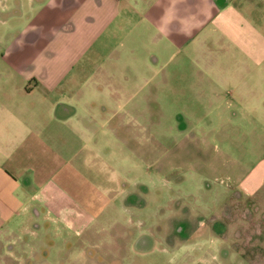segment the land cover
I'll return each mask as SVG.
<instances>
[{
  "label": "crops",
  "instance_id": "crops-1",
  "mask_svg": "<svg viewBox=\"0 0 264 264\" xmlns=\"http://www.w3.org/2000/svg\"><path fill=\"white\" fill-rule=\"evenodd\" d=\"M171 58L184 68H154ZM162 92L168 107L158 104ZM60 140H67V154ZM189 140L207 153L195 168L173 161L187 155ZM144 155L149 167L170 162L169 172L207 171L214 182L224 174L221 186L205 183L212 202L221 187L246 197L264 191V0H4L0 264H14L4 237L29 208L47 206L42 215L88 236L106 205L124 206L119 183L75 181L72 174L91 166L87 158L112 157L104 166L126 160L134 172ZM205 220L195 246L183 240L184 251L197 252L196 264H264L247 259L235 238ZM205 233L212 244L204 245ZM53 250V264L93 263L83 248L69 259ZM189 254L186 263L194 264Z\"/></svg>",
  "mask_w": 264,
  "mask_h": 264
},
{
  "label": "rangeland",
  "instance_id": "rangeland-1",
  "mask_svg": "<svg viewBox=\"0 0 264 264\" xmlns=\"http://www.w3.org/2000/svg\"><path fill=\"white\" fill-rule=\"evenodd\" d=\"M0 5H4V0H0ZM181 67L184 68L183 62L175 58L167 60L166 65L161 59L154 66L170 71ZM165 95L164 92L158 94L160 107H168ZM141 137L140 150L143 151L147 147L144 142L147 141ZM159 144L158 150L161 147L163 149L165 143ZM67 145V140H60L61 154H67ZM174 149L179 152L182 148L176 146ZM186 149L185 157L174 158L173 161L187 164L189 160L195 168L197 159L206 152L200 149L199 141L195 140H189ZM144 156L138 170L134 172L126 160L120 166H104L103 162L112 157L102 156V159L87 158L91 166L86 171L80 169V174L71 173L78 184L92 181L97 186L101 185V181L105 186H117L119 183L120 192L123 191L126 196L124 206L119 205L120 209L117 205L105 206L103 217L90 223L87 231L89 237L85 231L78 235L73 229H66V223L68 225L69 222L53 220L48 214L43 216L42 213L47 212L48 207L37 206L29 208L27 217L15 225L13 233L4 237L7 255L13 258L14 264H42L43 258L49 255L46 264H53L54 247L58 251L62 250L61 253L57 251V254L67 259L75 258L76 249L83 248L87 252L91 251L92 264H187L190 253L196 264L197 252L191 253V248L184 251L183 240L195 246L198 241L195 230L201 223L200 219L206 218L204 222L213 224L217 233L226 238H235L237 248L247 259L255 262L264 259V191L246 197L235 192L224 194L225 190L221 187L212 192V202L204 194L208 191L205 183L208 181L213 186H221L218 184L220 179L226 182L224 174H220L219 181L214 182V175L207 171L203 174L192 172V169L169 172L170 162L163 160L157 162L155 167H149L148 162H143L148 160L147 155ZM45 176H48V170L44 172ZM69 211L80 215L85 221V216L78 208L70 206ZM36 212L40 215L37 219L33 217ZM212 213L219 215L220 219L214 222ZM186 227L187 234L181 230ZM202 239L207 240L204 245L212 244L206 233ZM60 264L68 262L63 260ZM71 264H77L76 260Z\"/></svg>",
  "mask_w": 264,
  "mask_h": 264
},
{
  "label": "clouds",
  "instance_id": "clouds-1",
  "mask_svg": "<svg viewBox=\"0 0 264 264\" xmlns=\"http://www.w3.org/2000/svg\"><path fill=\"white\" fill-rule=\"evenodd\" d=\"M179 35H183L184 33H178Z\"/></svg>",
  "mask_w": 264,
  "mask_h": 264
}]
</instances>
